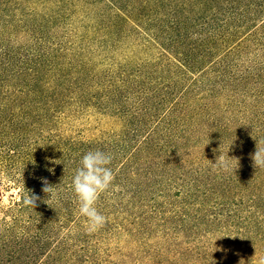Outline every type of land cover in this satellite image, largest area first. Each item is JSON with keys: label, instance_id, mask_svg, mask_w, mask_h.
I'll use <instances>...</instances> for the list:
<instances>
[{"label": "trees", "instance_id": "trees-1", "mask_svg": "<svg viewBox=\"0 0 264 264\" xmlns=\"http://www.w3.org/2000/svg\"><path fill=\"white\" fill-rule=\"evenodd\" d=\"M257 142L264 0H0V264H264ZM90 150L115 174L93 234Z\"/></svg>", "mask_w": 264, "mask_h": 264}, {"label": "clouds", "instance_id": "clouds-1", "mask_svg": "<svg viewBox=\"0 0 264 264\" xmlns=\"http://www.w3.org/2000/svg\"><path fill=\"white\" fill-rule=\"evenodd\" d=\"M228 157V155H227ZM229 158V157H228ZM238 163L236 158H230ZM255 168H264V147L256 144V150L251 155ZM113 156L102 150H90L80 159L71 182L75 201L78 204V213L85 218L86 231L93 234L105 227L107 217L102 214L97 203L100 197L107 193L113 186L115 174L111 168ZM216 166L228 168V162L222 155L217 158ZM42 191L47 195L53 191V186L46 179L42 180ZM39 196L28 191L23 203L33 209L37 206ZM45 202V201H44Z\"/></svg>", "mask_w": 264, "mask_h": 264}, {"label": "rangeland", "instance_id": "rangeland-1", "mask_svg": "<svg viewBox=\"0 0 264 264\" xmlns=\"http://www.w3.org/2000/svg\"><path fill=\"white\" fill-rule=\"evenodd\" d=\"M3 183H2V181H0V190H1V193H2V198H1V204H4V205H7V203L9 202V200H10V193L9 192H5L4 193V191H3Z\"/></svg>", "mask_w": 264, "mask_h": 264}]
</instances>
